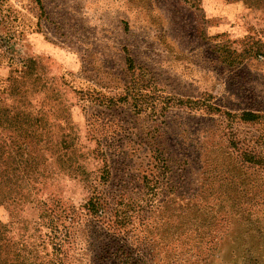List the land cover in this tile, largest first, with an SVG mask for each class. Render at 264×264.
<instances>
[{
	"label": "rangeland",
	"instance_id": "rangeland-1",
	"mask_svg": "<svg viewBox=\"0 0 264 264\" xmlns=\"http://www.w3.org/2000/svg\"><path fill=\"white\" fill-rule=\"evenodd\" d=\"M258 6L0 0V113L38 116L32 143L14 125L0 143L28 145L17 159L66 161L0 209L19 261L52 264L55 221L65 264H264Z\"/></svg>",
	"mask_w": 264,
	"mask_h": 264
},
{
	"label": "trees",
	"instance_id": "trees-1",
	"mask_svg": "<svg viewBox=\"0 0 264 264\" xmlns=\"http://www.w3.org/2000/svg\"><path fill=\"white\" fill-rule=\"evenodd\" d=\"M245 1L248 3L249 7H253L254 5L260 6L261 3H264V0ZM37 117L38 116L32 115L31 112L29 113L27 111L21 110L13 112L12 115L0 113V127H12V125H14V131L18 133V136L26 140V144L32 143L34 134L36 132L33 125L38 123ZM257 118H259V115L254 112L245 111L242 114V119L246 121H254ZM45 136L46 142L48 143L50 134L47 133ZM35 139L36 144L41 146L38 134L35 135ZM1 140L2 137L0 136V141ZM11 141V148H6V145L0 143V156L2 153L7 151L11 157V161H2L0 159V209L7 207V204L11 206L18 205L22 198L25 197L23 190L31 184V180L35 181L40 177H43V179L51 178L54 174L53 163L59 164V168H63L66 164V161H34L28 158L17 159V155L21 156L20 151H22V149L26 148L28 145H23L21 141L15 137H12ZM15 152H17V154H15ZM55 152H57V149L53 153ZM58 166L56 165V167ZM7 201H10V203H7ZM101 208H103V203L100 199L90 200L87 204V209L90 211H95L98 213ZM202 218V220L198 218L196 220L197 229H208L207 227L210 225L212 220L203 216ZM57 224H55L54 221L53 229L56 234L53 236V244L58 255L52 261V264H65V259L63 258L65 251L63 246L66 242V232L62 230L58 233ZM6 231V224L0 220V264H20L22 263V261H19L21 250L17 248V242L6 236ZM207 235L208 231H205L202 232L201 237L204 239L207 237Z\"/></svg>",
	"mask_w": 264,
	"mask_h": 264
}]
</instances>
